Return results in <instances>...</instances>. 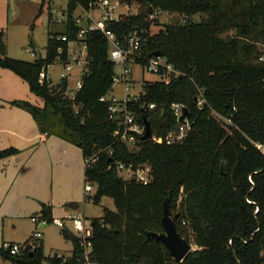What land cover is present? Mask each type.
Instances as JSON below:
<instances>
[{"label":"trees","instance_id":"obj_1","mask_svg":"<svg viewBox=\"0 0 264 264\" xmlns=\"http://www.w3.org/2000/svg\"><path fill=\"white\" fill-rule=\"evenodd\" d=\"M90 1L68 0L67 19L50 31L46 55L34 60L9 56L0 31V63L45 99L44 107L24 101L40 124L55 117L63 126L60 134L80 145L85 157L98 153L85 168L86 181L96 186L87 198L111 196L117 208L105 206L103 215L91 219L95 258L103 264H264V51L259 46L264 0H128L138 3L139 11L109 22L124 42L127 34L142 30L146 42L137 62L146 64L159 49L181 71L169 82L146 80L139 96L128 101L137 120L145 125L148 118L153 131L148 139L139 135L137 148L114 134L121 119L111 115L109 100L100 99L116 76L107 35L89 29L79 36L74 10L89 7ZM151 8L177 11L187 19L152 32ZM197 13L200 20L192 18ZM225 30L234 32L223 37ZM71 41L86 42L88 59L74 98L64 91L67 75L56 85L47 77L40 80L49 64L70 58ZM174 102L189 107L190 127L181 140L168 142L165 137L179 124ZM7 151L0 150V156ZM119 161L134 168L150 165L151 179L125 178ZM167 198L179 231L196 245L182 261L161 239L147 235L164 230ZM44 213L53 220L51 207ZM62 232L73 241L68 256L56 252L47 258L39 240L22 253L2 248L0 253L12 264L31 251L36 264H83L80 235L67 224Z\"/></svg>","mask_w":264,"mask_h":264},{"label":"rangeland","instance_id":"obj_2","mask_svg":"<svg viewBox=\"0 0 264 264\" xmlns=\"http://www.w3.org/2000/svg\"><path fill=\"white\" fill-rule=\"evenodd\" d=\"M42 2L43 0H0V31L4 33L9 56L34 60L46 55L50 31L61 26V17L67 10L68 0H45L43 12L38 15ZM121 2L119 11L124 14H134L140 9L136 2ZM74 13L82 15L84 20L87 18L86 11L81 6L76 7ZM149 18L152 19V32L159 30L165 23L183 22L187 19L183 13L162 9L151 11ZM192 18L200 20L202 15L197 13ZM233 32L234 30H225L220 35L227 37ZM34 39L39 44L38 47ZM259 46L264 51L263 41H259ZM81 49L86 51L77 41L70 42V70H66L65 62L60 58L47 68L48 77L54 85L61 80L62 71L67 73L69 84L64 90L66 95L77 85L84 71V63H77L72 57ZM130 66L131 71L125 73L123 64L115 65L117 78L107 97L115 96L120 100L126 97L136 98L143 90L146 80L160 78L159 74L139 62H132ZM24 101L39 107L46 104L45 99L31 89L25 78L11 67L0 63V150H8L0 156V248L6 249L7 242L25 241L38 228V240L43 242L47 258L56 252L68 256L72 252L73 241L65 237L63 226L53 220H49L46 225L37 226L39 224L32 217L45 218V208L51 207L53 218H65L69 212H83L86 224L90 225L92 217L103 215L105 206L112 209L117 207L111 196H103L99 201L84 196L87 164L82 147L60 134L63 126L55 117L52 121L40 124ZM45 130L50 132L52 139L62 136L64 142L53 145L49 142L39 143L40 134ZM23 135L30 136V139L23 138ZM74 148L82 153L83 158V169L79 176L75 170ZM95 187L94 184L91 193ZM64 198H68V201ZM71 201L78 205L69 204ZM66 224L78 233L73 221L66 220ZM12 263L10 258H5L0 253V264Z\"/></svg>","mask_w":264,"mask_h":264},{"label":"built area","instance_id":"obj_3","mask_svg":"<svg viewBox=\"0 0 264 264\" xmlns=\"http://www.w3.org/2000/svg\"><path fill=\"white\" fill-rule=\"evenodd\" d=\"M121 0H91L89 7L80 5L85 11L87 18L84 20L82 15H76V21L81 25L79 30V36H84L85 33L89 29H100L102 30L108 37L110 41V57L115 61V63H121L124 65L125 73L131 71L130 64L132 62H137V58L140 57L143 53L144 43L146 42V37L142 34V30L140 31L136 28L134 31L130 32L125 37V42L122 41L116 32L109 27V22L112 19H118L124 16V12L119 11V6L121 5ZM129 7V3L127 4ZM67 12H63L61 20L67 19ZM59 38L65 39V35L59 36ZM81 45L86 48V51L78 50L76 54L72 57L76 60L77 63H84V71L86 69L87 59V44L86 42H82ZM59 51H62V47H59ZM33 54H36L33 51ZM261 58H264L262 55ZM72 59L71 56L65 62L66 70H70L72 68ZM150 71L159 74L161 79L169 82L173 77L179 75L181 71L177 69L172 62L168 60L165 55H155L153 54L146 62L143 64ZM83 71V72H84ZM62 77L66 76L67 73L65 71L61 72ZM83 74V73H82ZM48 78V73L45 69L40 74V80L44 81L45 78ZM115 76V80H116ZM82 76L77 81V85L72 89V91L68 94L69 97L74 98L78 92V90L82 87ZM135 98V97H134ZM137 98V97H136ZM101 100H109V109L111 111L112 116L120 117L121 126L116 128L114 134L119 138L125 140L132 148H137L139 143V135H143L145 132L146 125L141 124L136 118V112L128 108V101L133 99L126 97L125 99H118L113 96L112 98L107 97V94H104L100 97ZM203 101V98L200 97L199 103ZM150 106H155V103H150ZM185 106L182 102H174L172 107L177 115L180 129L177 133L174 128L172 131L165 137L168 142H173L177 140H181L188 128L190 127V121L187 117V120L181 121L180 116L183 113V107ZM48 134V131L44 132ZM156 140L163 141V137H156ZM110 152H112L110 150ZM98 157V153H94L92 155L86 156V164L90 165L96 158ZM118 167L120 170V174L125 178H136L142 181H149L151 179V166L150 165H140L134 168L132 165H127L124 162H118ZM86 191H91L94 189V184L92 181L86 182ZM32 219L39 225H46L48 220L46 218H41L39 216H33ZM66 220L73 221L75 228L78 231V234L81 237V246L83 247V264H103L99 260H97L93 253V241L90 238L92 235V225L86 224V216L85 213H73L69 212L66 214L65 218L54 217L53 221L58 225H65ZM40 230L36 228L33 234L23 242H7L5 243L6 249L12 254L22 253L25 250L33 249L36 246V242L39 239ZM59 255H61L59 253Z\"/></svg>","mask_w":264,"mask_h":264},{"label":"water","instance_id":"obj_4","mask_svg":"<svg viewBox=\"0 0 264 264\" xmlns=\"http://www.w3.org/2000/svg\"><path fill=\"white\" fill-rule=\"evenodd\" d=\"M152 11V8L150 12ZM35 45L38 47L39 44L35 41ZM155 55H160L161 50L157 49L153 52ZM190 114V110L188 106L183 107V113L180 116L181 121H186L187 117ZM145 132L142 135V139H148L153 136L151 122L148 118H145ZM174 130L178 133L180 129V125L176 124ZM162 224L164 230L162 231H154L150 230L147 232L149 237H155L156 239H161L165 245L168 247L171 255L178 261L184 260L187 254L195 249L192 241L184 237L178 229L177 223L175 221V214L170 206L169 198L165 200L164 203V213L162 216ZM33 252H30V257L28 258H19L18 262L23 264H36L35 260L32 257ZM49 264V263H48Z\"/></svg>","mask_w":264,"mask_h":264},{"label":"crops","instance_id":"obj_5","mask_svg":"<svg viewBox=\"0 0 264 264\" xmlns=\"http://www.w3.org/2000/svg\"><path fill=\"white\" fill-rule=\"evenodd\" d=\"M29 120V119H28ZM31 122V121H30ZM45 132V131H44ZM42 133V134H40V139H39V143H45V142H49L50 143V145H53V144H55V143H63L64 141L63 140H65L62 136L61 137H54V139H52L53 137L52 136H50V132L48 133V134H45V133ZM32 134H33V132H32ZM23 138H27V139H30V136L28 137L27 135H23ZM56 138V139H55ZM65 142H67V144H70V142H68V141H65ZM76 149L74 148V152H75V154H76V165H75V170H76V172H77V174H78V176H79V174H80V172H81V170L83 169V158H82V153H79V151H75ZM86 168V167H85ZM85 186H86V184H85ZM85 186H84V196L85 197H87L91 192H92V190L91 191H86V188H85ZM76 195H77V192L75 193ZM80 194V193H79ZM76 198L75 199H77V196H75ZM69 198H73V197H69ZM78 198H79V196H78ZM65 200L66 199H68V198H64ZM66 201H68V200H66ZM71 202H73V201H71ZM71 202H69V204L71 203ZM14 242V241H13Z\"/></svg>","mask_w":264,"mask_h":264}]
</instances>
